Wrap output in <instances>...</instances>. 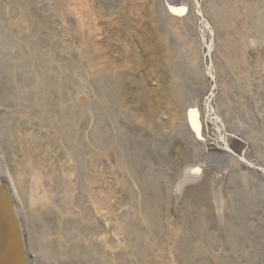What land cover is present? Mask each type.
Here are the masks:
<instances>
[{
	"label": "bare ground",
	"instance_id": "6f19581e",
	"mask_svg": "<svg viewBox=\"0 0 264 264\" xmlns=\"http://www.w3.org/2000/svg\"><path fill=\"white\" fill-rule=\"evenodd\" d=\"M50 1L22 0L28 3L22 11L25 16L21 14L12 22L21 35H28L25 39L35 41L38 52L33 59L9 62L0 55V123L4 128L0 136L29 220L35 253L31 258L37 264H53L50 259L42 260L37 248L49 250L56 243L72 264H168L162 221L166 208L181 214L172 228L179 264H264V140L256 144L255 152V144L230 126L227 114L233 113V105L216 106L214 102L218 89L212 91L207 68V43L212 39L207 0L203 5L198 0H147V9L140 8L136 0H65L66 28L79 34L77 43L72 44L62 40L67 29H62L63 33L50 22L58 12ZM231 2L225 27L217 31L224 53L232 56L230 61L240 71H246L248 63L238 49L239 42L248 37L245 26L251 23V9L242 6L233 12ZM171 5L184 7L185 12L172 15L166 10ZM259 15L260 29L264 17ZM101 16L109 18L110 31L119 44L109 68L102 62V26L97 23ZM146 31L159 50L154 42L152 48L146 47ZM76 45L91 60L87 85L79 74L77 80L69 78L71 65L80 58L73 48ZM147 49L150 52L145 57ZM64 56L68 62L62 61ZM157 58L162 61L168 93L157 81ZM30 67L41 71L35 81V76L31 80L27 75ZM103 86H111L113 91L104 98L121 130L119 152L132 160L145 185L144 207L151 216V232H142L132 219L137 200L115 191L107 168L95 171V165L88 163L95 151H112L101 111L92 98L93 92L105 96ZM89 87L92 90L86 91ZM220 95L227 97L225 92ZM130 98L135 105L143 101L140 112L132 111ZM23 108L25 115L39 121L37 132L25 133L19 128L27 121L19 115ZM243 119L257 125L264 116ZM12 127L19 129L9 132ZM64 147L80 163L76 184L68 179L70 172L58 170L53 163L54 151L61 155ZM196 164L204 165L201 176L181 184V171ZM167 165L173 166L170 173L164 171ZM163 180L169 181L167 187ZM171 187L179 190L173 201L168 194ZM227 194L235 205L238 248L231 245L225 232L230 220ZM185 205L195 207L196 214L184 213ZM207 219L212 231L203 236L199 227ZM53 233L64 237L58 235L50 242Z\"/></svg>",
	"mask_w": 264,
	"mask_h": 264
},
{
	"label": "rangeland",
	"instance_id": "374dc122",
	"mask_svg": "<svg viewBox=\"0 0 264 264\" xmlns=\"http://www.w3.org/2000/svg\"><path fill=\"white\" fill-rule=\"evenodd\" d=\"M43 1V0H42ZM46 1H44L45 3ZM102 2V0L100 1ZM137 4L140 5V8L147 5V0H136ZM43 3V2H42ZM203 5V0H198V4ZM243 3V4H242ZM27 2L22 3V0H5V2H0V55L7 61H20V63H25L28 59H33V55L35 52V41L33 39H25L28 38V35H21V31L18 28L15 30L14 25L12 22L14 18L20 17L22 14L23 17L25 14L22 13L24 9L27 8ZM242 4V5H241ZM49 5L53 6L54 8H58L57 14L54 16V19L51 23L55 22L60 31L62 29H67V22L64 19V8L66 6L65 0H51ZM35 7V5H32ZM231 8H233V12L239 10L242 6H247V9H251L249 15L251 17L250 25L245 26L247 29L248 37L242 39L239 42V49H241L243 56L241 59L248 63L246 67V71H240L233 63L230 61L229 56L227 53H224V45L221 44V34H219V29L217 28H224L225 27V19L227 15V10H229V0H211L210 2L207 0V20L211 23L212 27L210 28L212 39H209L207 43L208 54L210 58L208 59L207 68L209 76L211 77V89L212 91L217 90L214 95V102L216 106L223 105H233L234 110L232 114H227L230 118V126L232 129L241 130L245 135L246 141L249 143L255 144V152H258V148H256V144L262 139L264 140V119L260 121L257 125H252L249 121L244 120L243 117L249 118L250 115L252 117L260 118L264 116V27H261L260 30L258 26V11H261L262 14L259 15L260 17H264V0H232L230 4ZM36 8V7H35ZM147 9V6H146ZM38 11V9H35ZM166 10L169 12L168 8ZM173 15V14H172ZM236 17V16H235ZM234 19V15H232ZM109 18H99L100 25L102 26V46L104 50V58L102 59L103 64L106 68L110 67V62L115 55V51L119 49V44L114 41L113 33L110 31L112 29V25L109 24ZM237 22L234 21V26H236ZM31 30V29H30ZM23 31H26L23 29ZM59 31V32H60ZM60 32V33H61ZM64 33V32H63ZM62 34V33H61ZM146 36L144 40L145 45L147 48H152V43H155V48L159 50V45L153 40L150 35L146 32L143 33ZM63 41H69L72 43H77L79 40V34L75 31L73 32L72 29L68 28L64 35L62 36ZM153 40V41H152ZM127 42V41H126ZM138 43V41H137ZM39 43L37 48L39 47ZM129 47L132 46V43L127 42ZM106 46V47H104ZM75 50L80 52V58L77 59L76 63L71 65L70 71V79L77 80V75L79 74L80 77L83 79L84 85H87V80L91 77V60L83 54L82 50L79 49V45L73 47ZM205 49H202L204 52ZM211 51V53H210ZM150 49L147 51H143L144 56H148ZM135 53V52H133ZM41 53H38L40 55ZM156 54V53H155ZM233 59V58H231ZM90 60V61H89ZM62 61L65 63L69 61L67 56L62 58ZM161 59H156L155 70L159 72V76L157 78L160 87L163 89L165 93H168V87L165 83L164 73L161 70L162 66L160 64ZM162 62V61H161ZM210 62V64H209ZM209 66V67H208ZM33 68V69H32ZM30 67L27 70L28 77L32 80L34 77V81L36 80V76L41 73V71L35 70L34 67ZM214 75V80L211 75ZM138 76V73H137ZM134 78H138V77ZM208 75H207V87H208ZM146 80H148L146 78ZM86 81V82H85ZM125 85H127L124 82ZM112 85V83H110ZM103 92L105 96L97 92H93L95 97H92L94 102L98 104V108L101 111V115L103 117V122L108 130V134L110 137V142L112 145V151H102L97 150L96 153L91 157V163L88 162L91 166L92 164L95 165L93 168L95 171L98 170L99 167L107 168L109 178L113 176L112 183L114 185L115 191L118 194H124L125 196L133 197L134 201L137 200L136 210L133 214V221L138 225L139 229L142 232H151L152 229V220L151 216L148 214L146 210L145 201H146V190L145 185L142 181V178L138 175L136 171V166H134L132 160H127L126 156L119 152V148L117 145V141L121 134V130L119 128L117 118L115 116L114 110L106 101L104 97L110 96L112 94L111 86H103ZM114 87V86H113ZM86 91L92 90V87L85 89ZM225 92L227 97H221L220 93ZM160 97L164 96L163 93H159ZM228 94H230L228 96ZM229 99V100H228ZM132 104V108L134 112H140L143 109V101L138 105H135L133 99L128 100ZM24 111L19 113L22 119H27L25 121V125L23 123L20 124L19 128H23L25 133L27 132H37L40 127V123L35 118L29 117L25 115L27 110L23 108ZM1 118V112H0ZM1 122V119H0ZM19 128L12 127L9 132H14ZM3 124L0 123V132L3 133ZM8 132V133H9ZM7 133V134H8ZM6 134V135H7ZM30 135V134H29ZM38 146H41V143H37ZM64 150L61 151V155L54 151L53 153V163L58 166V170L63 171V168L70 172L69 178L71 182L74 184L80 181L79 176V167L80 163L78 158L70 151L67 150L65 147ZM44 151L47 154H51V150L48 147H45ZM126 152V151H125ZM6 148L4 144V140H2L0 136V171L1 176L12 185L14 191L17 192V188L14 185L12 175L9 172V166L6 159ZM22 155V154H21ZM24 165V163H22ZM173 169V166L167 165L164 168V171L170 173ZM167 175V174H166ZM169 184L168 180H163L162 185L167 187ZM170 193V197L172 196V201L174 197L179 194V190L177 188L171 187L168 191ZM19 196V194H18ZM227 201V210L230 217V220L225 228L226 235L228 236L231 245L234 248H238L239 246V239L237 238V226H236V213L234 208L233 197L231 194L226 195ZM167 212V213H166ZM184 213L190 212L192 214H196L195 207L185 205ZM26 215V213H25ZM146 216L145 218H142ZM181 214H177L175 212L170 211V209H163V229L164 234L166 236L165 240V248H166V261L168 264H179L178 257L176 255V251L174 249L175 241L172 237V228L173 225L176 224L177 219H179ZM27 220V216H26ZM207 222L203 221V224L199 227L200 234L205 236L207 232L211 228L207 226ZM28 228H29V220H27ZM58 235L64 237L60 233H53L52 236L48 237V240L51 242L52 240L56 239ZM55 247L52 245L45 250H40L37 248L38 254L43 259H50L52 260L53 264H66L72 262H67L68 254L62 248V246H58L54 243ZM28 249L31 255L35 256L31 238L28 237ZM209 253V252H208ZM37 254V255H38ZM237 256V255H236ZM33 261V260H32ZM34 264H37L34 259ZM79 263V261H76ZM75 264V261H74ZM211 264H219L217 262Z\"/></svg>",
	"mask_w": 264,
	"mask_h": 264
},
{
	"label": "water",
	"instance_id": "95a60500",
	"mask_svg": "<svg viewBox=\"0 0 264 264\" xmlns=\"http://www.w3.org/2000/svg\"><path fill=\"white\" fill-rule=\"evenodd\" d=\"M169 10L177 15L185 12L184 7L174 6ZM202 164L191 165L181 172L180 183L185 184L197 180L201 176ZM213 184V191L217 188ZM0 264H30L27 260L25 239L20 219L8 191L0 181Z\"/></svg>",
	"mask_w": 264,
	"mask_h": 264
}]
</instances>
